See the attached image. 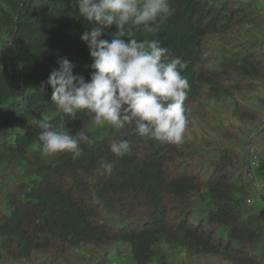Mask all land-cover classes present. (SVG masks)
Returning a JSON list of instances; mask_svg holds the SVG:
<instances>
[{
	"label": "trees",
	"instance_id": "16d2710c",
	"mask_svg": "<svg viewBox=\"0 0 264 264\" xmlns=\"http://www.w3.org/2000/svg\"><path fill=\"white\" fill-rule=\"evenodd\" d=\"M169 3L158 33L132 31L187 61L178 144L58 112L49 75L67 58L90 79L93 25L76 0H0V264H264V0ZM42 122L95 142L44 156Z\"/></svg>",
	"mask_w": 264,
	"mask_h": 264
},
{
	"label": "clouds",
	"instance_id": "9594fccd",
	"mask_svg": "<svg viewBox=\"0 0 264 264\" xmlns=\"http://www.w3.org/2000/svg\"><path fill=\"white\" fill-rule=\"evenodd\" d=\"M79 15L93 27L81 40L86 43L94 71L88 81L75 75V65L60 59L47 80L51 101L58 112L75 119L80 111L97 127L121 130L162 144L183 141L187 127L185 100L189 83L182 61L158 39L135 38L133 28L155 34L173 13L169 0H76ZM117 31L109 41L105 29ZM124 37L129 39L125 40ZM38 139L44 156L83 154L82 145L95 141L81 128L74 135L41 123ZM130 149L127 139L110 142V151L122 157Z\"/></svg>",
	"mask_w": 264,
	"mask_h": 264
},
{
	"label": "rangeland",
	"instance_id": "374dc122",
	"mask_svg": "<svg viewBox=\"0 0 264 264\" xmlns=\"http://www.w3.org/2000/svg\"><path fill=\"white\" fill-rule=\"evenodd\" d=\"M253 201L257 204V205H259L260 203H259V201H258V199H257V195L255 194V196H254V198H253ZM229 241L230 240H228V241H226L227 243L226 244H223V247H225V248H228L229 250H230V254L231 255H234V256H238L239 257V253H238V246H235L236 248H232V247H229ZM228 251V250H227Z\"/></svg>",
	"mask_w": 264,
	"mask_h": 264
}]
</instances>
